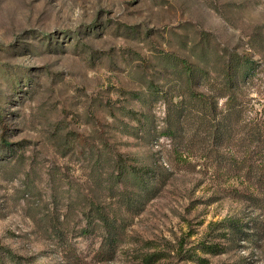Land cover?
Here are the masks:
<instances>
[{"label": "rangeland", "instance_id": "1", "mask_svg": "<svg viewBox=\"0 0 264 264\" xmlns=\"http://www.w3.org/2000/svg\"><path fill=\"white\" fill-rule=\"evenodd\" d=\"M234 53L255 114L264 0H0V264H264L242 179L161 133L181 60L220 82Z\"/></svg>", "mask_w": 264, "mask_h": 264}, {"label": "trees", "instance_id": "2", "mask_svg": "<svg viewBox=\"0 0 264 264\" xmlns=\"http://www.w3.org/2000/svg\"><path fill=\"white\" fill-rule=\"evenodd\" d=\"M181 61L188 88L181 99L167 102L161 133L171 138L174 151L185 161L202 153L217 175L227 173L242 179L243 188L236 184L227 188L230 195L248 199L264 209V109L250 114L249 100L238 92L240 77L249 74V57L230 55L220 74L226 80L220 82L211 80L209 71L188 59ZM207 87L210 92L205 91ZM219 98L225 99L222 108L217 105ZM193 106L197 107L196 113ZM195 116L196 124L191 122ZM99 215L104 218L101 211Z\"/></svg>", "mask_w": 264, "mask_h": 264}]
</instances>
